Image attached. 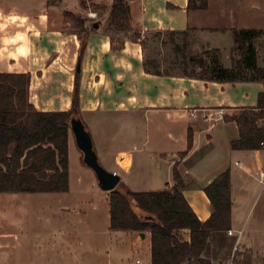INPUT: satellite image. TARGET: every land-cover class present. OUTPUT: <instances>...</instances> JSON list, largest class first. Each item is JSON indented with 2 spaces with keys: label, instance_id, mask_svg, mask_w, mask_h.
Returning <instances> with one entry per match:
<instances>
[{
  "label": "crops",
  "instance_id": "0c3cea01",
  "mask_svg": "<svg viewBox=\"0 0 264 264\" xmlns=\"http://www.w3.org/2000/svg\"><path fill=\"white\" fill-rule=\"evenodd\" d=\"M113 1L0 0V72H29L30 102L40 111H67L72 108L76 73L80 71L81 118L89 131L91 126L96 127L92 137L100 162L121 176V186L143 191L172 186V169L178 161L186 184L183 193L202 221L213 213L205 187L229 169L233 235L228 231L214 233L205 255L212 264H221L235 252V264H240L251 257V252L243 251L241 245L248 249L243 237L250 199H255L252 206L264 192V183L255 173L258 168L259 172L264 169V148L233 149L231 142L239 137V126L235 121L216 119V112L223 109L225 115H232L242 107L256 106L264 84L146 72L145 46L133 40L131 33L119 35L124 42L122 49H112L111 34L106 28ZM128 2L133 28L143 37L157 31L192 32L200 37L202 51L220 49L226 66L231 64L234 55L233 29L264 28V0H209L207 9L190 11L188 0ZM95 4L105 5L106 9H95ZM90 11L101 13L100 18H88ZM65 12L87 16L88 23H99L89 33L80 61L81 38L65 21ZM12 16L16 17L14 21L9 19ZM191 131L193 147L181 158V153L188 148ZM71 136L74 137L72 132L70 159ZM119 140L126 143L114 144ZM71 179L70 173V190ZM144 183L150 187L136 188ZM5 193L13 192L0 195ZM104 193L105 229L111 233L118 230L110 229V193ZM93 208L98 216L101 207L94 204ZM58 209L63 218L67 211L85 213L86 218L88 215L80 207L71 211L62 205ZM119 231H124L130 240L135 258V263L130 264L152 263L150 231ZM179 235L184 241L191 239L188 228L181 229ZM7 237L9 233L0 230V246ZM236 246L239 249L235 251Z\"/></svg>",
  "mask_w": 264,
  "mask_h": 264
},
{
  "label": "trees",
  "instance_id": "16d2710c",
  "mask_svg": "<svg viewBox=\"0 0 264 264\" xmlns=\"http://www.w3.org/2000/svg\"><path fill=\"white\" fill-rule=\"evenodd\" d=\"M208 7L209 0H188L189 11ZM94 8L104 11L106 6L95 4ZM109 16L106 30L111 34L113 50L124 46L119 35L130 33L133 40L141 41L145 46L142 34L133 28L128 0H114ZM64 19L81 38L80 61L89 33L96 29L95 22L88 23L86 16L72 12H65ZM156 33L176 35L187 31ZM233 36L234 55L229 66L223 63L220 49L207 48L200 53L183 55L178 62L181 73L161 69L157 58L145 52V70L157 75L176 74L219 82L260 81L264 84V65L260 64L257 45L264 38V28L233 29ZM79 83L80 71L77 70L70 110L40 111L30 102L29 72H0V193L69 191L71 120L81 117ZM224 119L235 121L239 126V137L231 142L233 149L264 148V89L258 95L256 106L242 107L235 114L225 115ZM193 143L191 131L188 148L181 153V158L188 154ZM172 177L173 185L162 190L134 191L119 184L110 191V229L150 231L152 264H212L205 255L211 237L232 228L230 170L220 173L205 187L213 207L212 215L205 221L197 216L183 193L186 184L178 161L173 166ZM185 228L191 231L190 241H184L179 235Z\"/></svg>",
  "mask_w": 264,
  "mask_h": 264
},
{
  "label": "rangeland",
  "instance_id": "374dc122",
  "mask_svg": "<svg viewBox=\"0 0 264 264\" xmlns=\"http://www.w3.org/2000/svg\"><path fill=\"white\" fill-rule=\"evenodd\" d=\"M91 13L97 15L91 17ZM100 14L95 11L87 12L88 18L92 19H99ZM143 38L146 41L145 52L157 58L161 69L172 73L182 72L178 62L183 55L200 53L203 49L200 37L192 32L176 35L170 33L157 35L156 32H152ZM257 45L260 64L264 65V38L260 39ZM90 132L91 135H95L96 127L91 126ZM71 142L73 143L70 159L72 188L69 192H18L0 195L2 196L0 197V230L9 233L4 245L0 246V264L135 263L126 233L119 230L111 233L106 231L105 215L102 211L107 208L104 198L106 191L99 187L95 173L83 162L82 152L73 136ZM124 143H126L124 140H119L114 144ZM255 173L259 176V168ZM138 187L148 189L150 185L144 183L136 186ZM252 200L253 198L250 199V204ZM94 204L101 207L98 216L93 208ZM250 204L248 207L250 214L243 237L248 249L243 243L241 249L251 252V257L242 260L240 264H263L264 192L254 205ZM62 205L68 206L71 211L80 207L88 214L87 218L85 213L74 214L68 211L64 212L65 218L61 217L62 213L58 208ZM66 219L70 220L69 223L65 222ZM65 232H69V235Z\"/></svg>",
  "mask_w": 264,
  "mask_h": 264
},
{
  "label": "water",
  "instance_id": "95a60500",
  "mask_svg": "<svg viewBox=\"0 0 264 264\" xmlns=\"http://www.w3.org/2000/svg\"><path fill=\"white\" fill-rule=\"evenodd\" d=\"M98 26L99 23L95 22L94 27L97 28ZM71 131L74 135L77 147L83 154V161L85 165L95 173L99 187L106 192L115 189L121 180V176L116 172L109 171L100 162L94 147L93 137L81 117L72 118Z\"/></svg>",
  "mask_w": 264,
  "mask_h": 264
},
{
  "label": "built area",
  "instance_id": "2783aa9c",
  "mask_svg": "<svg viewBox=\"0 0 264 264\" xmlns=\"http://www.w3.org/2000/svg\"><path fill=\"white\" fill-rule=\"evenodd\" d=\"M90 15H91V17H93L96 14L91 13ZM216 113H217L216 119H222V118L224 119V116L226 114V112L223 109H219ZM262 145L264 146V142H262ZM259 176H260V180L264 183V169L260 170ZM228 233L230 235H233V230L232 229L228 230ZM237 249H239L238 246H236L235 251ZM235 261H236V254H235V252H233L231 258L229 260H227V261L222 262L221 264H235ZM138 262L140 263L141 260H138ZM146 264H152V263H146ZM184 264H189V263L186 262Z\"/></svg>",
  "mask_w": 264,
  "mask_h": 264
},
{
  "label": "clouds",
  "instance_id": "9594fccd",
  "mask_svg": "<svg viewBox=\"0 0 264 264\" xmlns=\"http://www.w3.org/2000/svg\"><path fill=\"white\" fill-rule=\"evenodd\" d=\"M9 19L14 21L16 19V17L15 16H12Z\"/></svg>",
  "mask_w": 264,
  "mask_h": 264
}]
</instances>
